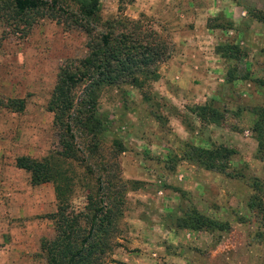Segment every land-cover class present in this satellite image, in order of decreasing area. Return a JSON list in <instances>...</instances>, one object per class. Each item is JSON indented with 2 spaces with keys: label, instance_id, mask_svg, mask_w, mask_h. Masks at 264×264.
<instances>
[{
  "label": "rangeland",
  "instance_id": "rangeland-1",
  "mask_svg": "<svg viewBox=\"0 0 264 264\" xmlns=\"http://www.w3.org/2000/svg\"><path fill=\"white\" fill-rule=\"evenodd\" d=\"M46 1L20 15L0 0V264H45L41 242L56 234L55 185L32 186L21 156H54L70 181L67 212L104 250L93 264H264V152L253 130L264 114V0H101L91 19L77 0ZM106 34L110 50L126 35L128 56L164 43L201 69L112 61L99 85L71 89L70 138L48 110L58 75L86 68ZM228 45L233 58L217 50ZM90 103L109 113L95 136L82 126ZM206 104L217 122L195 113ZM186 144L234 150L226 174L186 160ZM194 210L221 227L186 228Z\"/></svg>",
  "mask_w": 264,
  "mask_h": 264
},
{
  "label": "trees",
  "instance_id": "trees-1",
  "mask_svg": "<svg viewBox=\"0 0 264 264\" xmlns=\"http://www.w3.org/2000/svg\"><path fill=\"white\" fill-rule=\"evenodd\" d=\"M14 10L17 14L26 15L41 11L49 2L46 0H11ZM101 0H77L78 9L84 19L95 17L100 11ZM53 3H56L53 0ZM257 19L264 22V12L258 13ZM111 35L106 34L102 37V48L93 53L84 62L85 67L80 71L72 72L64 68L58 75V81L54 87L51 99L48 104V110L53 112V122L58 126L65 135L72 138L74 136L71 122L67 121L65 115L70 119V110L73 107V97L71 89L82 82L90 80V87L100 84V80L106 79V73L109 72L112 61L120 62L124 67L135 64L137 71L144 72L152 65L156 66L161 61H166L170 58V53L167 50V45L156 44L146 46L140 49L137 54L133 53L128 56L130 51L136 52V47L132 46L131 50L126 49V35H121L116 39L115 45L111 47ZM121 45V48L120 46ZM217 50H226L234 57L237 48L228 45L219 46ZM124 54H127L124 58ZM156 64V65H155ZM98 74L99 79H95L94 75ZM234 80L232 71H228L226 82L231 83ZM11 106L22 109L20 102L15 100L11 102ZM93 104V103H92ZM195 113L200 118L212 116L213 122H217V111L206 104L196 107ZM87 119L83 123V128L87 134L95 136L109 130V113H99L94 106L89 104V109H86ZM254 132L257 134V150L258 153L264 152V114L260 113V120L257 121ZM66 155H71L69 149H65ZM235 153L234 150L226 147H215L213 149H204L191 144H186L184 157L186 160L197 164L199 167L215 171L221 174H226L228 160ZM184 158V159H185ZM52 157H46L42 160H36L28 156H21L15 159V166L18 169L24 170L30 174V183L32 186L52 182L55 186L56 200L58 201V210L53 218L55 222V237L52 240L44 239L41 242L40 249L45 256V264H93V260L98 253H103L104 250L96 243L97 231L94 227L90 230H85L80 227L77 216L69 215L67 212L69 207L68 198L66 197L70 185L69 179L64 174L61 167L53 166ZM95 217L93 218V221ZM183 226L191 230H213L216 227H221L220 223L211 220L198 213L196 210L189 213L187 217L182 219Z\"/></svg>",
  "mask_w": 264,
  "mask_h": 264
},
{
  "label": "crops",
  "instance_id": "crops-1",
  "mask_svg": "<svg viewBox=\"0 0 264 264\" xmlns=\"http://www.w3.org/2000/svg\"><path fill=\"white\" fill-rule=\"evenodd\" d=\"M186 55H184V57H185ZM174 55H172L171 57H170V60L168 61L169 63L167 64V67H169V65H174L175 63L177 64V66L178 67H180L181 68V70L183 69V70H185V71H188V72H195V69L196 70H200L201 69V67H200V65H198V64H195V63H193V62H191L190 60H183L182 61V59H180V57H181V55H180V57H174ZM179 71V69H178V71L179 72H181L182 73V71ZM170 87L172 88V86H171V84H170ZM182 140H187L186 139V137H185V135H182ZM18 169V168H17ZM21 170V169H20ZM4 182V181H3ZM20 196V195H19ZM18 196V197H19ZM23 209V208H22ZM25 210V209H24Z\"/></svg>",
  "mask_w": 264,
  "mask_h": 264
}]
</instances>
